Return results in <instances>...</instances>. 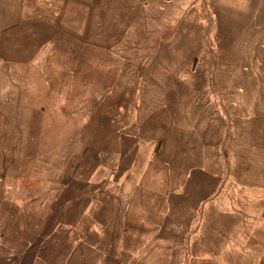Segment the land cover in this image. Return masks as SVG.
Segmentation results:
<instances>
[{"label":"rangeland","instance_id":"rangeland-1","mask_svg":"<svg viewBox=\"0 0 264 264\" xmlns=\"http://www.w3.org/2000/svg\"><path fill=\"white\" fill-rule=\"evenodd\" d=\"M264 0H0V264H264Z\"/></svg>","mask_w":264,"mask_h":264},{"label":"crops","instance_id":"crops-1","mask_svg":"<svg viewBox=\"0 0 264 264\" xmlns=\"http://www.w3.org/2000/svg\"><path fill=\"white\" fill-rule=\"evenodd\" d=\"M262 22H264V21H262Z\"/></svg>","mask_w":264,"mask_h":264}]
</instances>
